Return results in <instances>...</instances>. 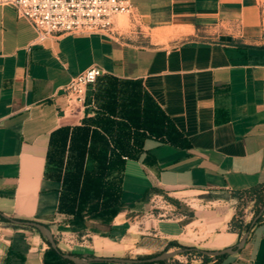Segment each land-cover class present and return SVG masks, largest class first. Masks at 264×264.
Listing matches in <instances>:
<instances>
[{"label":"crops","instance_id":"1","mask_svg":"<svg viewBox=\"0 0 264 264\" xmlns=\"http://www.w3.org/2000/svg\"><path fill=\"white\" fill-rule=\"evenodd\" d=\"M131 3L126 31L116 21L108 36L63 35L43 45L13 7L0 6V215L43 225L57 250L75 258L61 261L41 231L0 216V264H119L87 259L153 257L175 249L170 242L216 253L198 252L189 264H264V213L247 230L231 229L233 194L264 187V0ZM91 66L102 75L87 106L66 112L63 87ZM107 78L137 90L140 109L147 97L168 128H140L137 156H122L119 211L73 225L59 210L55 166H47L50 137L112 99ZM115 95L119 111L127 99ZM250 217L245 211L243 222Z\"/></svg>","mask_w":264,"mask_h":264},{"label":"trees","instance_id":"2","mask_svg":"<svg viewBox=\"0 0 264 264\" xmlns=\"http://www.w3.org/2000/svg\"><path fill=\"white\" fill-rule=\"evenodd\" d=\"M106 81L109 85L106 93H109L112 99L101 104V110L93 118L83 119L81 126L62 127L53 132L50 137L47 166L52 163L55 166L50 175L61 182L59 210L73 215V225L81 224L84 215L108 220L119 211L118 173L121 171L122 156L130 158L137 156L138 148L144 139V134L138 131L140 128L149 134L156 135L164 134L168 128L165 117L150 106L152 104L147 97V104L140 109L141 97L137 94V90L131 86L129 90L123 91L121 88H116L121 81L113 78H107ZM113 92L118 93L119 97L125 95L127 99L126 103L120 102L119 111L115 110L117 104L114 100L117 97ZM88 101L87 92L86 102ZM111 116L123 118L126 121L123 119L115 121L111 119ZM88 160L92 162L91 168L85 166ZM244 195L251 199L253 206L247 210H250L253 217L264 203V187L233 194L237 198V211L231 220V229L239 232L247 230L252 220L243 222L246 211L242 204ZM260 220L261 217L256 223ZM45 242L49 247V253L63 262L70 263L56 254L46 240ZM169 247L180 248L181 246L170 242ZM146 258L149 257L142 259Z\"/></svg>","mask_w":264,"mask_h":264},{"label":"built area","instance_id":"3","mask_svg":"<svg viewBox=\"0 0 264 264\" xmlns=\"http://www.w3.org/2000/svg\"><path fill=\"white\" fill-rule=\"evenodd\" d=\"M0 6L13 7L31 25L36 45L63 35L108 36L118 17L135 20L131 0H0ZM101 75L99 67L91 66L70 79L63 87L66 112L87 106V92Z\"/></svg>","mask_w":264,"mask_h":264},{"label":"water","instance_id":"4","mask_svg":"<svg viewBox=\"0 0 264 264\" xmlns=\"http://www.w3.org/2000/svg\"><path fill=\"white\" fill-rule=\"evenodd\" d=\"M219 41L221 42H229L230 41V37H225V36H220L219 37ZM264 213V204L262 205V207L260 208V210L258 211V213L252 218L251 222H250V227H252L254 225V223H256V221L263 215ZM2 218H4L5 220L13 223V224H16V225H24V226H29V227H33L35 229H38L39 231H41L48 239V242L50 243V246L51 248L56 252L58 253L59 255H61L62 258H65V259H69V260H74L75 261V258L69 256V255H66V254H61L56 246H55V242L51 236V234L47 231V229L39 224V223H35V222H22V221H16V220H13V219H9L7 218L6 216L4 215H0ZM190 250H194V251H197L201 254H204V255H214L216 253H212V252H207V251H199L197 249H184V251H190ZM182 251L181 250H177V251H174V252H171V253H161L159 255H156V256H153V257H149V258H146V259H129V258H115V257H112V258H101V257H90L87 259V261H97V262H110V263H119V264H143V263H157V262H161V261H165L166 259H169L171 258L172 256H174L175 254H179L181 253Z\"/></svg>","mask_w":264,"mask_h":264},{"label":"rangeland","instance_id":"5","mask_svg":"<svg viewBox=\"0 0 264 264\" xmlns=\"http://www.w3.org/2000/svg\"><path fill=\"white\" fill-rule=\"evenodd\" d=\"M117 22H118V27L120 29L126 31L129 28V21H128L127 17H118ZM251 195H252V193H251ZM239 201H241V200H239ZM242 204L244 206V209L246 211H248V215H251L250 219H252L255 215L252 217L253 214L250 212V210H247V209H249V207L253 206V204L251 202V199H249V197H246L244 195L242 197ZM164 215L165 216H168L169 213L168 212L167 213H164ZM184 249H191V248L190 247L181 246L180 248H175L172 251H166V253H171V252H174V251H177V250H181L182 251L181 253L175 254L174 256H172L171 258H169L168 259L169 260V263L170 264H178V263H180V264H189L190 263V260L192 261V260L200 259L201 258L200 257L201 255L198 252L193 251V250L184 251Z\"/></svg>","mask_w":264,"mask_h":264}]
</instances>
